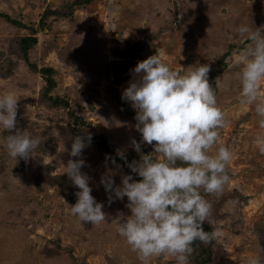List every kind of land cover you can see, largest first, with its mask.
Returning <instances> with one entry per match:
<instances>
[{"label":"rangeland","instance_id":"374dc122","mask_svg":"<svg viewBox=\"0 0 264 264\" xmlns=\"http://www.w3.org/2000/svg\"><path fill=\"white\" fill-rule=\"evenodd\" d=\"M75 1L0 0V64L12 67L9 77L0 78V94L12 91L20 97L17 126L40 140L32 157L15 161L4 143L8 132L0 129V264H143L110 223L117 210L130 214L127 198L109 204L99 183L111 168L119 184L120 171L126 174L123 166L116 169L91 143L82 150L89 166L81 171L91 177V195L104 204L109 218L108 223L81 225L68 208L79 189L63 165L76 159L68 154L76 130L105 137L116 154L135 152L132 160L153 151L146 143L140 153L133 149L131 140L140 142L136 113L121 94L136 79L130 70L157 51L181 74L197 63L208 64L209 84L216 87L228 122L210 154L220 144L232 147L226 170L234 183L219 195L202 193L212 204L207 231H224L221 239L208 243L210 264H246L250 255H264V154L253 144L264 129L254 106L238 102L240 69L234 55L251 43L236 33L239 24L264 26V0H92L67 19L51 14L67 13ZM31 34L37 43L27 63L17 54V39ZM135 47L141 50L137 54L131 52ZM46 68L54 71L49 96L59 99V106L42 97L45 83L37 72ZM261 90L264 94V82ZM147 264L176 261L160 255Z\"/></svg>","mask_w":264,"mask_h":264},{"label":"clouds","instance_id":"9594fccd","mask_svg":"<svg viewBox=\"0 0 264 264\" xmlns=\"http://www.w3.org/2000/svg\"><path fill=\"white\" fill-rule=\"evenodd\" d=\"M235 31L240 38L251 41L234 53L240 69L238 102L254 106L257 124L264 129V26L253 28L252 24L241 23ZM130 71L136 79L122 91L121 99L130 102L136 113L134 127L140 142L132 139L131 145L137 153L141 143L150 145L153 151L131 162L118 151L129 173L120 171L119 184L114 180L117 172L111 168L101 176L99 183L107 202L126 197L125 208L130 212L126 215L117 210L110 223L115 224L118 234L143 264L160 255L174 258L176 264H190L195 241L209 243L224 236L220 227L204 230L205 221L211 223L212 204L202 193L219 195L226 185L234 183L226 170L233 158L232 147L220 144L210 154L219 142L220 129L228 122L218 106L216 87L209 84L208 64L197 63L181 74L170 68L157 51L138 61ZM19 98L12 91L0 94V129L8 132L4 143L9 158L26 161L40 140L17 126ZM91 140L90 132L73 136L68 154L76 159H69L63 167L79 189L74 193L76 202L68 206L70 213L80 223L98 225L108 223L109 214L102 210L104 204L91 195V177L81 171L89 166L82 158V150ZM253 144L264 154V133L255 136ZM106 160L120 169L115 160ZM246 264H264V255L252 254Z\"/></svg>","mask_w":264,"mask_h":264},{"label":"trees","instance_id":"16d2710c","mask_svg":"<svg viewBox=\"0 0 264 264\" xmlns=\"http://www.w3.org/2000/svg\"><path fill=\"white\" fill-rule=\"evenodd\" d=\"M91 2H92V0H76L75 3H71L69 5L70 7H68L69 8L68 10L66 9L67 13L62 10V11H58L56 14H54V13H51V14H53L55 16H60L61 18H64V19L65 18L67 19V17L69 18V16H71L70 13L72 12V10L74 8H77V7L80 8L85 3L88 4ZM49 15H50V13L45 14L42 17L41 22L45 23L44 20H46L47 19L46 17H49ZM2 17L7 19L5 15H2ZM15 25L18 26L19 24L15 23ZM29 30L31 33H33L32 29H29ZM31 35H32V37H29V36L19 37L17 39V46H18L17 54L20 58H23L24 61L27 63H28V57H27L28 51L33 49L37 43V39L34 37L35 34H31ZM139 51H141V50L138 47L132 48V50H131V52H133L134 54L135 53L137 54ZM11 68H12L11 65L8 63H7V65L0 64V78L9 77L11 75ZM31 70L36 71V67L34 65H32ZM124 70H125V68L120 69V71H119L120 73H117L115 75V80L118 81L120 74L122 72L124 73ZM53 72H54L53 69L46 68V69L39 70V72H37V73H41V77H43L42 80L45 83V91L42 94V97H44L45 100L47 99L50 102V105H52V106L58 105L59 106V99L57 100V98L49 96L55 87V82L53 81V79L51 77ZM72 134H73V136H76V135H84L85 133L82 131L76 130V131H73ZM91 144L95 145L101 151V154L103 155V157H105V159H106V157H110L111 159L116 161V164L123 166L124 170L126 171V174L129 173L130 170L127 168L125 161L121 160L120 157L110 147L107 146V144L105 142V137H103L101 135L94 136V137H92ZM136 156H137V154L135 152H131V153H128L127 155H125L128 162H131L132 157H136ZM132 175H133L134 179H137V180L139 179V177H137L134 173ZM55 181L56 180L52 179L51 182L54 183ZM203 227H204L205 231L208 230L207 226L205 224L203 225ZM208 246H209L208 243H203L200 241H195L193 243V253L191 255V258H193V260L196 261L195 264H210L212 262L211 255H210L212 252L211 251L209 252V250L211 248L208 249Z\"/></svg>","mask_w":264,"mask_h":264}]
</instances>
